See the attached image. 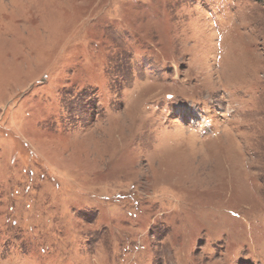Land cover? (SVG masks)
Returning a JSON list of instances; mask_svg holds the SVG:
<instances>
[{
  "label": "rangeland",
  "instance_id": "rangeland-1",
  "mask_svg": "<svg viewBox=\"0 0 264 264\" xmlns=\"http://www.w3.org/2000/svg\"><path fill=\"white\" fill-rule=\"evenodd\" d=\"M0 264H264V0H0Z\"/></svg>",
  "mask_w": 264,
  "mask_h": 264
},
{
  "label": "bare ground",
  "instance_id": "bare-ground-1",
  "mask_svg": "<svg viewBox=\"0 0 264 264\" xmlns=\"http://www.w3.org/2000/svg\"><path fill=\"white\" fill-rule=\"evenodd\" d=\"M190 111V110H189ZM188 112V111H187ZM195 113V115L197 116V115H199V114H197L196 112H194Z\"/></svg>",
  "mask_w": 264,
  "mask_h": 264
}]
</instances>
